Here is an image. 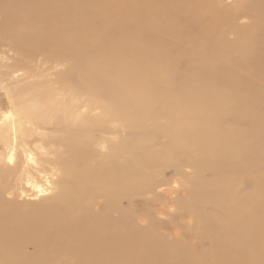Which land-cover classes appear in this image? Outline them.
Here are the masks:
<instances>
[{"label":"rangeland","instance_id":"rangeland-1","mask_svg":"<svg viewBox=\"0 0 264 264\" xmlns=\"http://www.w3.org/2000/svg\"><path fill=\"white\" fill-rule=\"evenodd\" d=\"M80 2L83 14L74 27L87 36L81 55L56 56L51 49L48 63L37 62L38 73L53 89L65 76L77 81L71 90L88 91L100 83V94L111 96L116 104L131 100L129 158L139 166L159 160L158 169L131 179L136 185L154 181L153 188L135 193L131 204L122 207L130 210V226L136 233L155 228L156 245L144 252L161 256L148 264H224L227 255L222 247L229 242L245 246L253 232V200L261 236L256 257L264 264V72L258 75L264 66V0ZM12 29L0 8V66L16 58L10 44ZM6 66L0 72L9 71ZM14 75L4 84L0 76V107L8 106L3 88L16 82ZM201 125L209 133L197 139L193 134ZM107 139L114 141L116 136ZM223 142L229 143L231 152L221 148ZM97 150L110 154L113 147L100 145ZM238 154L256 156V162L245 171L237 164L220 169L211 164L198 173L183 160ZM43 198L24 201L37 203ZM226 214L229 221L234 216L232 230L224 221ZM37 259L42 264L43 258ZM136 261L133 257L127 264ZM226 264H243V259L236 256Z\"/></svg>","mask_w":264,"mask_h":264},{"label":"bare ground","instance_id":"bare-ground-1","mask_svg":"<svg viewBox=\"0 0 264 264\" xmlns=\"http://www.w3.org/2000/svg\"><path fill=\"white\" fill-rule=\"evenodd\" d=\"M81 4L80 0H0L6 21L13 25L9 35L16 57L10 65L0 66L13 69L0 72L1 83L24 72L4 86L8 106L0 107V264H38L39 257L42 264H127L133 257L136 264H148L161 256L157 251L144 252L156 245L155 228L136 233L130 226V210L122 208L131 204L135 193L155 185L154 181L133 184L132 176L159 167V160L139 166L129 158L131 100L123 98L116 104L111 96L100 94V83L88 91L71 90L77 81L65 76L53 89L38 73L37 62L48 63L51 51L56 56L81 55L87 36L74 27L83 14ZM122 27L128 29L127 22ZM263 72L261 66L258 75ZM208 133L209 128L201 125L193 136L203 139ZM112 135L116 139L108 140ZM108 144L113 152L100 154L97 147ZM221 146L232 151L227 142ZM97 155L101 160L83 162ZM183 160L198 173L211 164L218 169L237 164L245 171L256 156H184ZM41 197L37 203L24 201ZM251 203L253 232L245 246L229 242L222 247L227 255L224 264L236 256L243 264H258L260 224L257 202ZM223 217L232 230L233 214L231 221L226 220L228 214Z\"/></svg>","mask_w":264,"mask_h":264}]
</instances>
